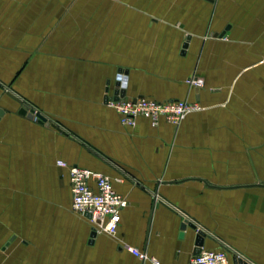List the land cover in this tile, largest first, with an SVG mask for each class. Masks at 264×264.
Returning a JSON list of instances; mask_svg holds the SVG:
<instances>
[{"label": "crops", "instance_id": "1", "mask_svg": "<svg viewBox=\"0 0 264 264\" xmlns=\"http://www.w3.org/2000/svg\"><path fill=\"white\" fill-rule=\"evenodd\" d=\"M118 73L128 99L201 110L125 127ZM0 111V264H189L185 220L264 264V0H0ZM68 167L127 200L115 237L71 211Z\"/></svg>", "mask_w": 264, "mask_h": 264}, {"label": "built area", "instance_id": "2", "mask_svg": "<svg viewBox=\"0 0 264 264\" xmlns=\"http://www.w3.org/2000/svg\"><path fill=\"white\" fill-rule=\"evenodd\" d=\"M115 82L119 84L116 87L118 91L126 90L127 75L118 73ZM186 84L189 87L199 88L203 86V81L192 75L186 80ZM106 104L118 114L121 125L130 128L136 126L139 118L148 120L151 127H156L161 118L173 125H179L187 115L201 110L198 104L183 100L159 102L145 98L128 99L126 96L120 97L119 95L115 98V94L107 99ZM30 109V115L34 121H47L46 117L37 109L34 107ZM57 165L62 168L67 167L63 161H58ZM116 169L122 177L132 179L121 168L116 167ZM68 173L72 196L71 211L75 215L87 219L95 234L115 237L120 222V213L127 206V200L113 190L109 177L99 172L68 167ZM91 183L94 184L95 189L91 187ZM135 183L137 182L135 181ZM155 201L162 202V199L155 196ZM197 230L205 232L201 228ZM219 242L221 243L220 250L207 251L201 249L191 258L189 264H230L229 255L232 256L233 260H244L230 246ZM126 250L142 262L150 261L152 264H161L145 252L132 247H127Z\"/></svg>", "mask_w": 264, "mask_h": 264}, {"label": "water", "instance_id": "3", "mask_svg": "<svg viewBox=\"0 0 264 264\" xmlns=\"http://www.w3.org/2000/svg\"><path fill=\"white\" fill-rule=\"evenodd\" d=\"M207 1H210V2H213V0H207ZM216 37V36H215ZM221 37V36H220ZM118 83L116 82L115 83V87H118ZM125 92L126 90H120L118 91L117 89L115 90V98H117V95H119L120 97H123L125 96ZM106 103H107V99H106ZM25 111V107L23 108L22 110V113H24ZM2 115V112L0 111V116ZM31 116V115H30ZM187 228L189 229H192L193 231L196 232V235H195V245L197 247L196 249V254L200 252L201 250V247H202V244H203V241L206 237V234L200 230H197L196 226L190 222H188L187 220H185L182 225H181V231L182 232H185L187 230ZM95 233L93 232L92 233V236H94ZM234 264H248V263H245L244 261L238 259V260H234L233 261Z\"/></svg>", "mask_w": 264, "mask_h": 264}, {"label": "rangeland", "instance_id": "4", "mask_svg": "<svg viewBox=\"0 0 264 264\" xmlns=\"http://www.w3.org/2000/svg\"><path fill=\"white\" fill-rule=\"evenodd\" d=\"M202 80V79H201ZM203 81V80H202ZM112 109V108H111ZM195 113V112H194Z\"/></svg>", "mask_w": 264, "mask_h": 264}]
</instances>
